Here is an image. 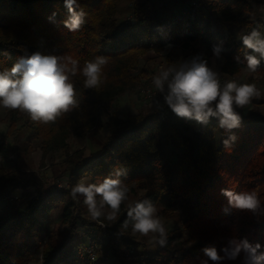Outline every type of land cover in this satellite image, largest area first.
Listing matches in <instances>:
<instances>
[{
  "label": "trees",
  "instance_id": "obj_1",
  "mask_svg": "<svg viewBox=\"0 0 264 264\" xmlns=\"http://www.w3.org/2000/svg\"><path fill=\"white\" fill-rule=\"evenodd\" d=\"M138 1L77 0L87 15L82 28L70 32L63 24L68 18L64 0H0V72L35 52L78 61L76 75L70 76L78 107L47 124L32 121L19 110L10 112L6 136L14 143L15 163L29 151L30 143H37L43 156L66 155L65 170L58 178L65 177L70 189L82 180L98 184L105 177L117 178L120 170L118 178L128 188L115 219L106 218L111 211L108 206L102 209L104 215L92 217L113 227L107 231L97 227L99 230L91 232L86 228L91 223L82 217L66 189H45L37 178L11 179L0 167V210L11 192H23L27 187L34 192L20 213L0 216V264H28L33 240L44 233L42 220L55 210L60 212L63 229L55 235L49 232L41 249L42 264H106L102 257L89 263L73 259L88 238L101 251L109 250L117 264H264V114L234 106L241 122L230 131L218 126V117L200 123L177 116L167 104L148 114L114 115L103 125L98 117L101 109L132 92L141 77L149 76L144 69L138 71L141 60L149 53L160 55L169 44L188 52V64L196 59L206 60L209 66L212 59H221L220 71L230 78L247 71L245 57L253 53L236 35L242 29L250 33L263 26L261 3L196 0L198 8L194 9L192 0ZM161 8L179 12L162 18ZM214 46L222 49L219 57L213 54ZM97 56L107 57V63L99 86L87 89L80 70ZM250 73L264 79V60ZM103 127L107 135L96 152L88 156L83 150L70 153L71 137L85 138ZM2 148L0 141V154ZM166 148L181 160L180 168L172 167ZM225 188L255 193L260 207L255 212L232 208L221 192ZM139 192L143 201L164 207L168 218L173 204L183 201L186 218L182 230L189 250L174 248L182 237L175 232L166 235L155 252L136 243L126 204ZM96 199L99 206L100 197ZM233 239L247 240L252 247L259 244L255 255L261 259L253 262L243 250L229 259L223 249H230ZM117 245L132 256L117 255ZM208 247H215L223 259L212 261L204 252Z\"/></svg>",
  "mask_w": 264,
  "mask_h": 264
},
{
  "label": "clouds",
  "instance_id": "obj_2",
  "mask_svg": "<svg viewBox=\"0 0 264 264\" xmlns=\"http://www.w3.org/2000/svg\"><path fill=\"white\" fill-rule=\"evenodd\" d=\"M64 4L68 12V18L63 21L64 26L70 32L79 31L85 24L87 13L77 0H64ZM241 40L253 53L245 57L247 69L255 72L260 60L264 59V38L254 29L243 35ZM221 51V47L214 46L213 54L216 57L220 56ZM106 63L105 56H97L94 60L85 62L80 70L85 77V88L94 89L99 86L102 68ZM77 71L78 61L71 57L44 55L40 52L22 56L10 69L0 72V107L19 110L28 114L35 122H55L64 113L78 107L76 89L70 79ZM153 83L161 93L167 83L168 91L164 95V102L177 116L200 123H206L209 117H218V126L225 131L238 127L241 122L234 105L243 108L253 97L260 96L255 84L227 81L221 85L219 74L208 66L206 60L194 59L179 70L169 68L155 76ZM230 139L235 140V136ZM224 144L227 146L229 141L225 140ZM121 171L116 172L117 178L105 177L98 184L77 183L71 189L72 197L75 199L78 194L83 196L84 204L94 219L104 215L102 209L105 206L111 209L106 218L115 219L120 205L127 199L128 192L127 186L118 178ZM221 192L227 198L229 206L234 209L255 212L260 207V200L253 192L237 193L227 188L221 189ZM97 196L100 197L99 206ZM127 216L132 221L134 232L143 235L150 232L161 236L165 234V229L156 216V208L150 200L137 202L128 209ZM127 224L126 220L125 226ZM160 243L163 244L164 240H160ZM230 244V249H223L229 259H235L242 250L249 253L253 262L261 259L255 255L259 244L252 247L247 240L238 242L235 239ZM204 252L214 262L223 259L215 247L205 248Z\"/></svg>",
  "mask_w": 264,
  "mask_h": 264
},
{
  "label": "rangeland",
  "instance_id": "obj_3",
  "mask_svg": "<svg viewBox=\"0 0 264 264\" xmlns=\"http://www.w3.org/2000/svg\"><path fill=\"white\" fill-rule=\"evenodd\" d=\"M143 1L144 0H139L138 2L142 3ZM151 1L154 4H158L162 0ZM259 1L261 3V16L264 18V0ZM167 3L168 0L165 2V4ZM178 12V10H173L171 13H168L164 10V8H161L160 16L163 18L168 16V14H171V17H174ZM258 31L261 33L262 38H264V26L259 27ZM247 34L249 33L244 29L237 32V41L242 42L241 37ZM256 55L258 56V54ZM184 64H188V52L181 50L171 44L167 45L164 51L158 56L154 55L153 53H149L141 60L138 69V71H141V69L148 71L149 76L141 77L136 88L132 92L117 98L107 108L108 111H106V109H101L98 112L99 123L103 125L114 115L124 118L128 115L137 113H152L159 106L166 104L164 102V95H166L168 91L167 83H165L163 93L159 92L156 88L153 90L156 94L154 99H145L144 97H140L138 96L136 90L138 87L149 85L151 81L154 80L155 76L159 75L161 72L169 68L179 70V68ZM221 65V59H212L209 63V67L219 74L221 85L227 81H235L239 84H255L256 88L260 92V96L259 98L253 97L251 102L244 107L247 109L257 110L258 112L264 114V79L253 76L248 70L242 72L239 76L234 78L226 77L222 75L220 71ZM169 79H171V76ZM11 111L12 109L0 107V141H3L2 153L0 154V167L3 169L4 173H6L11 179H17L24 182L31 178H37L45 189H66L69 192L71 201L80 211L82 217L91 223L88 224L89 226H86V228L91 232L93 230H99L97 228L98 221L93 220L87 206L84 204V197L78 194L77 198L74 199L71 195V189L68 186L67 179L65 177L58 178L65 170L63 161L66 159V155L64 153L59 152L53 155L43 156L40 150L37 149V143H30L29 151L22 155V158L18 164L15 163L14 157L11 153V148L14 143L9 137L6 136V132L10 123L9 115ZM106 135L107 129L103 127L102 129L95 132L94 135H88L85 138L71 137L68 141L70 153L83 150L85 155L88 156L100 148L101 143L105 141ZM165 151L172 167L180 168L182 165L181 160L177 158L176 154H174L170 148H166ZM79 183L86 184V180H82ZM33 194L34 192L32 187H27V189L23 192L21 190H15L11 192L5 201L4 214L15 215L16 213H20L25 207L27 199H30ZM142 195L143 193L139 192L135 196L131 197V199L126 204L127 208L133 207L137 202L143 201ZM182 203L183 201L179 200L173 204L171 209L172 215L169 218L165 217V214H163L164 207H157L156 216L163 225L165 234L161 236L158 233L150 232L147 235H143L139 232H135L133 234V238L136 243H138L141 248L144 247L145 250L149 251L150 253L155 252L163 246V244L160 243V240H164L166 235L175 232L181 233L182 237L178 241L174 242V248L177 250L183 249L184 251L189 250L190 245L185 242V235L182 230V224L186 218ZM93 223L95 224L92 225ZM42 225L44 233H42L41 237H37L33 240V247L31 250L33 257L28 264H42L41 249L47 241L49 232L52 233V235H55L62 231L63 228L60 223L59 210H55L50 217L43 219ZM108 227L112 228L113 226L111 225ZM141 248L139 249L140 251H142ZM115 249L117 251V255H120L123 258L128 257L126 252L129 250L124 249L120 245H117ZM98 254V257L104 258L106 264H117L116 260L111 257L109 250L103 248L101 253ZM129 255L132 256V254Z\"/></svg>",
  "mask_w": 264,
  "mask_h": 264
},
{
  "label": "built area",
  "instance_id": "obj_4",
  "mask_svg": "<svg viewBox=\"0 0 264 264\" xmlns=\"http://www.w3.org/2000/svg\"><path fill=\"white\" fill-rule=\"evenodd\" d=\"M192 7L194 9L198 8V4L196 0H192ZM189 15V13L187 14V16ZM180 19V18H179ZM177 19V21L179 20ZM155 86L153 81H151V83L149 85H144V87H138L136 92L138 94V96L140 97H144L145 99H154L156 97V94L154 93ZM159 99V98H158ZM106 111L107 108H105ZM4 210H0V216L3 215ZM98 227L101 230H105L107 231L109 229V227L101 222H98ZM110 234H113L112 232H110ZM115 243H117V241H115ZM98 253H101V249L99 248V246L97 245V243L95 241H93L92 239L88 238V240H86L85 244H83L82 246H80L74 256L73 259L77 260L81 263H89V262H94L96 261V259L98 258ZM126 254L128 256H130L129 254H132V252L127 251Z\"/></svg>",
  "mask_w": 264,
  "mask_h": 264
},
{
  "label": "crops",
  "instance_id": "obj_5",
  "mask_svg": "<svg viewBox=\"0 0 264 264\" xmlns=\"http://www.w3.org/2000/svg\"><path fill=\"white\" fill-rule=\"evenodd\" d=\"M261 18H262V21H263V26H264V18H263V16H262Z\"/></svg>",
  "mask_w": 264,
  "mask_h": 264
}]
</instances>
